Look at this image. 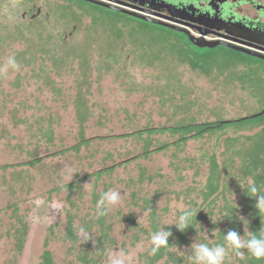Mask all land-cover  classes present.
<instances>
[{
  "label": "rangeland",
  "instance_id": "1",
  "mask_svg": "<svg viewBox=\"0 0 264 264\" xmlns=\"http://www.w3.org/2000/svg\"><path fill=\"white\" fill-rule=\"evenodd\" d=\"M20 1L0 0V264H41L45 253L51 264L121 254L149 264L152 221L173 225L186 208L198 220L173 248L181 264L193 243L224 245V264H247L223 235L264 225L247 191L251 177L264 193V114L250 118L264 111V63L182 50L165 31L91 7L72 20L61 1L47 3L69 9L62 24H28ZM187 124L207 129L169 131ZM110 190L120 202L86 230Z\"/></svg>",
  "mask_w": 264,
  "mask_h": 264
},
{
  "label": "flooded vegetation",
  "instance_id": "2",
  "mask_svg": "<svg viewBox=\"0 0 264 264\" xmlns=\"http://www.w3.org/2000/svg\"><path fill=\"white\" fill-rule=\"evenodd\" d=\"M48 1L43 2L44 5L38 4V0H21L20 19L28 24L49 25L55 19L62 24L67 16L63 13L70 8L71 15L67 17L77 20L76 11L83 12L81 7H91L123 17L132 23L165 31L176 37L174 43L182 50L211 52L223 49L242 55L252 62L264 63L262 59L230 48L239 47L264 55V0H52L63 2L69 7L67 11L59 3L52 5ZM116 28L123 29L121 26ZM67 34L69 37L72 33ZM206 43L217 45L214 48L197 46Z\"/></svg>",
  "mask_w": 264,
  "mask_h": 264
},
{
  "label": "clouds",
  "instance_id": "3",
  "mask_svg": "<svg viewBox=\"0 0 264 264\" xmlns=\"http://www.w3.org/2000/svg\"><path fill=\"white\" fill-rule=\"evenodd\" d=\"M6 67L12 69L18 67L14 57L8 58ZM247 191L248 196L256 200L255 208L264 210V193L261 192L260 187L251 177L247 181ZM120 200L121 196L117 191L110 190L102 193L96 205V215H106L110 208L117 205ZM196 214L197 212L194 213L190 208H186L176 218V222L172 226L183 232L190 227V223ZM240 221L247 222L243 217L240 218ZM81 231L83 232V230ZM171 235L172 233L166 228L154 232L150 240L152 254H155L160 248L168 246ZM223 239L226 241L227 249L235 252L236 256L243 258L247 254L257 261L264 260V229H260L257 233L248 231L247 237L240 235L235 230H231L223 235ZM188 250H190L188 255L190 264H224L226 256V247L224 245L217 244L210 247L206 243H193ZM111 264H124L123 254L114 257Z\"/></svg>",
  "mask_w": 264,
  "mask_h": 264
},
{
  "label": "trees",
  "instance_id": "4",
  "mask_svg": "<svg viewBox=\"0 0 264 264\" xmlns=\"http://www.w3.org/2000/svg\"><path fill=\"white\" fill-rule=\"evenodd\" d=\"M190 65L193 66V68H198V66H196L193 62L190 63ZM198 69L203 73L206 72V69L204 68V66H201V68L199 67ZM212 127H214V126H212ZM206 129H207V127L205 125L187 124L184 126L177 127L175 129L170 128L169 131L174 132V133H185L188 135V134H191L195 131H197V132L199 131L202 133V132L206 131ZM140 134L141 133H137V135H140ZM2 169H5V168H2ZM111 170H113V167H110L107 169V171H111ZM101 172H103V171L96 172V175H100ZM246 193L247 192H245V196H246ZM210 194H212V191H208V194L206 196H210ZM145 202L147 204L149 203V201H145ZM244 202L245 201H243V203ZM94 210L96 211V209H94ZM152 211H154V210H152ZM152 215H153V213H152ZM254 215L250 216L249 219H252V221H254V219L259 218V216H260L258 212L254 213ZM104 216H98L99 218L97 220H95V222L93 224H88L89 226L86 225V230H89L88 228H90V226H92V225H98L99 224V225L103 226ZM197 220L198 219H196V216H195V218L193 217V219L190 223V227L188 229L184 230L183 232L178 231L175 228V226L162 225L160 222L153 220L151 223V228H150L153 233L161 230L162 228H166V230L170 231L172 233V235L169 237V241H168L169 245L168 246L160 248L155 254H152V256L149 257V262H150L149 264H156L161 259H166V258H167V262L172 261L175 264H181L183 258L182 259L177 258V256L173 252V248L175 246H183L184 244L188 243V239H189L188 234H195L196 233ZM253 223H254V225H253ZM253 223L251 224V228H250L251 232L257 233L260 231V229H264L263 224H260L257 221H254ZM234 228L239 229L238 227H234ZM24 232H26V227L22 226L21 235H23ZM21 243H22V240L19 237V239H17V241H16L17 249H20ZM100 244H102V243H100ZM41 264H51L49 253H45V255L43 256V263H41ZM247 264H264V260L257 261L253 258H250V260Z\"/></svg>",
  "mask_w": 264,
  "mask_h": 264
},
{
  "label": "water",
  "instance_id": "5",
  "mask_svg": "<svg viewBox=\"0 0 264 264\" xmlns=\"http://www.w3.org/2000/svg\"><path fill=\"white\" fill-rule=\"evenodd\" d=\"M151 21L153 22L154 20H151ZM154 22H156V21H154ZM157 23H159V22H157ZM159 24H161V23H159ZM216 45H217V43L197 44V46L200 47V48H214ZM230 48H233V49H235V50H237L239 52H242L244 54L251 55L253 57H256V58L264 60V55L260 54L258 52L249 51V50H246V49H242V48H239V47H233V46H230ZM262 114H264V111H261L259 114L253 115L250 118H254V117L260 116ZM247 118H249V117L242 118L241 120H245ZM223 123L225 124L227 122H223ZM220 124H222V123H220Z\"/></svg>",
  "mask_w": 264,
  "mask_h": 264
}]
</instances>
